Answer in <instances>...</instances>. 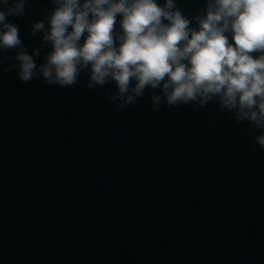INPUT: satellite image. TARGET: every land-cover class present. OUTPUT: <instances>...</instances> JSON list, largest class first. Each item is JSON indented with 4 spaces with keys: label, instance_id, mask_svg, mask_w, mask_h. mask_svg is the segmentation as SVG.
<instances>
[{
    "label": "water",
    "instance_id": "1",
    "mask_svg": "<svg viewBox=\"0 0 264 264\" xmlns=\"http://www.w3.org/2000/svg\"><path fill=\"white\" fill-rule=\"evenodd\" d=\"M52 7L27 0L8 18L29 53ZM87 80L0 72V264H223L138 101L121 110L114 84Z\"/></svg>",
    "mask_w": 264,
    "mask_h": 264
},
{
    "label": "clouds",
    "instance_id": "2",
    "mask_svg": "<svg viewBox=\"0 0 264 264\" xmlns=\"http://www.w3.org/2000/svg\"><path fill=\"white\" fill-rule=\"evenodd\" d=\"M26 3L0 0V72L70 88L86 71L89 91L114 84L107 99L121 110L146 91L153 112L215 102L264 149V0H203L191 18L176 0H50L30 26L41 34L31 53L8 19L23 16Z\"/></svg>",
    "mask_w": 264,
    "mask_h": 264
}]
</instances>
